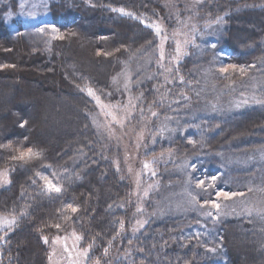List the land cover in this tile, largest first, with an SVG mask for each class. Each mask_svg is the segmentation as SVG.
I'll list each match as a JSON object with an SVG mask.
<instances>
[{"label":"rangeland","instance_id":"374dc122","mask_svg":"<svg viewBox=\"0 0 264 264\" xmlns=\"http://www.w3.org/2000/svg\"><path fill=\"white\" fill-rule=\"evenodd\" d=\"M59 1L0 0L4 23L33 48H45L59 36L50 9ZM202 2L164 0L163 15L143 21L153 31L152 43L122 59L100 94L86 91L94 105L89 117L102 158L126 188L116 203L125 216L119 234L135 236L148 224L181 219L186 234H202L216 250L221 222H264V34L259 58L249 64L232 61L224 43L228 22L200 12ZM185 60L187 69L181 67ZM103 73L99 66L96 74ZM37 81L29 82L30 89L44 87ZM7 84L9 93L0 94L3 110L23 90L21 82ZM31 92L18 103L38 110V132L48 143L75 129L74 112L64 99L49 97L40 106ZM244 115L259 118L248 133H220L206 144L207 133L217 128L208 129L207 121L224 122L228 129L241 122L233 118ZM37 176L47 192L60 190L59 175L49 167ZM9 182L8 169H0V190ZM14 222L0 215V230ZM42 240L46 264H90L89 247L74 230ZM237 241L244 250L243 239Z\"/></svg>","mask_w":264,"mask_h":264},{"label":"trees","instance_id":"16d2710c","mask_svg":"<svg viewBox=\"0 0 264 264\" xmlns=\"http://www.w3.org/2000/svg\"><path fill=\"white\" fill-rule=\"evenodd\" d=\"M163 3L60 0L50 6L59 36L41 49L11 32L0 6V94L9 93L8 82H21L23 88L7 109L0 105V169H8L10 181L0 190V215L15 218L0 230V264H46L48 249L42 237L68 230L89 247L90 264H264V222L259 219L221 222L216 250L202 234H186V221L181 219L148 224L135 236L119 234L125 216L116 203L126 188L113 165L102 158L89 117L94 105L86 90L100 94L122 59L152 43L153 31L143 21L162 16ZM200 12L228 22L224 43L232 51V61L249 64L259 58L264 0H203ZM188 64L185 60L181 67L187 69ZM99 66L104 68L102 76L96 74ZM38 79L44 87L30 89L29 82ZM30 90L40 106L49 97L64 99L74 112L75 129L48 143L38 132V110L18 103ZM244 116L233 118L241 122L228 129L224 122L221 126L215 119L207 121L208 129L217 128L207 133L206 144H213L220 133L234 137L246 132L259 120ZM45 167L59 175L56 193L47 192L38 179ZM238 237L246 252L240 250Z\"/></svg>","mask_w":264,"mask_h":264}]
</instances>
